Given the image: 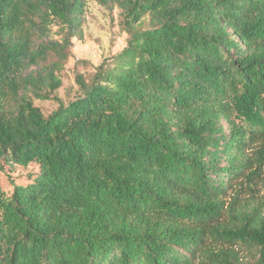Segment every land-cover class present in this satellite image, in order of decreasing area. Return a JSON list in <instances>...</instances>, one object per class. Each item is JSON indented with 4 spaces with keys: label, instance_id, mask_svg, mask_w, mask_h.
I'll list each match as a JSON object with an SVG mask.
<instances>
[{
    "label": "trees",
    "instance_id": "16d2710c",
    "mask_svg": "<svg viewBox=\"0 0 264 264\" xmlns=\"http://www.w3.org/2000/svg\"><path fill=\"white\" fill-rule=\"evenodd\" d=\"M90 1L126 46L65 103ZM258 139L264 0H0V264H264Z\"/></svg>",
    "mask_w": 264,
    "mask_h": 264
},
{
    "label": "rangeland",
    "instance_id": "374dc122",
    "mask_svg": "<svg viewBox=\"0 0 264 264\" xmlns=\"http://www.w3.org/2000/svg\"><path fill=\"white\" fill-rule=\"evenodd\" d=\"M118 13L119 11L116 8L109 11L95 2H88L82 40L74 42L71 48V57L61 73L62 85L55 92V95L63 102H68L77 94L78 87L75 83L77 74L88 75L93 71V67L100 64L104 59L118 54L125 48L127 35L118 30ZM34 105L40 108L45 116L58 107L55 101L34 100ZM262 146H264V141L260 139L252 144V153L249 152V154L253 160L257 158V152ZM257 170V175L251 181L241 178L232 182L229 186L223 198L224 216L229 209L246 211L263 203L264 161L259 164ZM27 171L23 170L21 172L25 173ZM16 174L22 177L20 170ZM23 179L25 180V178ZM247 253L245 249H242V257Z\"/></svg>",
    "mask_w": 264,
    "mask_h": 264
}]
</instances>
